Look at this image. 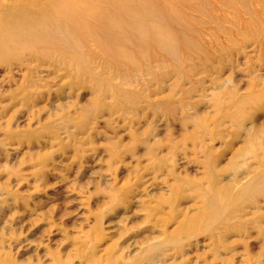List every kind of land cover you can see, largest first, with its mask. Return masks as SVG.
Wrapping results in <instances>:
<instances>
[{
  "label": "rangeland",
  "instance_id": "obj_1",
  "mask_svg": "<svg viewBox=\"0 0 264 264\" xmlns=\"http://www.w3.org/2000/svg\"><path fill=\"white\" fill-rule=\"evenodd\" d=\"M85 3L0 21V264H264V0Z\"/></svg>",
  "mask_w": 264,
  "mask_h": 264
},
{
  "label": "bare ground",
  "instance_id": "obj_2",
  "mask_svg": "<svg viewBox=\"0 0 264 264\" xmlns=\"http://www.w3.org/2000/svg\"><path fill=\"white\" fill-rule=\"evenodd\" d=\"M40 5L44 7L45 12L43 10L37 9L33 10L31 16H34L35 19H28V13L21 12L22 17L17 19V22L24 23L26 21L35 22L36 24H51L56 20L61 19L63 22H71L79 17V7L86 5L85 0H37ZM90 1V0H89ZM28 0H0V21L5 17L8 12L17 11L22 5H25ZM8 9L6 11L5 9ZM20 11V10H19ZM21 20V21H19ZM81 20V19H80ZM39 27V26H37ZM43 27V26H42ZM53 29V28H52ZM13 30L16 33H13ZM0 31L2 34L0 35V39L6 41L7 38L11 36L10 43H15L17 46L22 47H34L36 48L43 45L45 47L51 46V41L48 40L47 37H41L40 35H33L31 38V33L29 29L22 28L21 26L18 29H13L12 27H8L3 29V26L0 25ZM54 36V35H53ZM59 46L58 43L55 44V47Z\"/></svg>",
  "mask_w": 264,
  "mask_h": 264
}]
</instances>
